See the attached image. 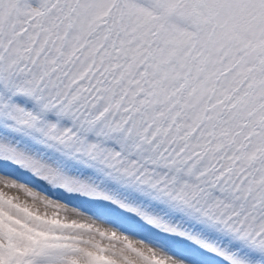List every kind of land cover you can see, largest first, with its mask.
Here are the masks:
<instances>
[{"label":"snow or ice","instance_id":"1","mask_svg":"<svg viewBox=\"0 0 264 264\" xmlns=\"http://www.w3.org/2000/svg\"><path fill=\"white\" fill-rule=\"evenodd\" d=\"M211 257L264 264V0H0V264Z\"/></svg>","mask_w":264,"mask_h":264},{"label":"rangeland","instance_id":"2","mask_svg":"<svg viewBox=\"0 0 264 264\" xmlns=\"http://www.w3.org/2000/svg\"><path fill=\"white\" fill-rule=\"evenodd\" d=\"M28 106L33 107V105L31 103H28ZM68 174L71 176L80 177L81 179H95L96 178L91 172H89L85 169H81V168H73V169L69 170ZM18 175L20 176L21 180H23L24 182L29 183V184L38 185L39 188L42 190V192L50 193L51 196L55 197L58 201L67 202L69 204V207L67 208L66 213L62 212L61 215L63 216L66 214L69 219H78L82 222L90 220V217L87 215H77L76 213H74L72 211L73 206H75L77 208H80V207L101 208V209L108 210L114 214L122 215V213H120L118 209L113 208L109 204L100 203V204L93 205L86 199V197H84L82 195H76V194L69 195L65 191H63L59 188H57L53 191V189L50 188L49 185H47L43 181H39V180L35 179L34 177L30 176L27 173L18 172ZM3 190L6 191L10 196L18 197L21 202L27 200L29 203H31L30 198L25 196V194L23 192H18L14 189H7V188H5ZM75 191L76 190L74 189L73 192H75ZM140 203L143 204L145 207L150 206L149 202L147 200H141ZM39 207H40V210L42 212L45 211L43 209L42 205ZM47 211L50 213L51 209H48ZM205 235L209 239L213 240L218 246L226 248L229 251L236 250L240 247L238 244L234 243L232 240L226 238L225 236H223L221 234L205 232ZM133 241H134V243L139 244V241L135 240V238H133ZM178 245L180 247L191 248V249H193L194 252L199 253L201 255H206L205 253H202L199 248H196L194 245H192L186 241H178ZM210 259L212 260V264H227V262L224 259L219 258V257H211Z\"/></svg>","mask_w":264,"mask_h":264}]
</instances>
